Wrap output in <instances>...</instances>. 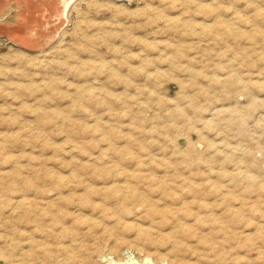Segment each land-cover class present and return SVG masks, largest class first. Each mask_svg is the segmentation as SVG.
<instances>
[{"label":"rangeland","instance_id":"obj_1","mask_svg":"<svg viewBox=\"0 0 264 264\" xmlns=\"http://www.w3.org/2000/svg\"><path fill=\"white\" fill-rule=\"evenodd\" d=\"M146 253L264 264V0H0V264Z\"/></svg>","mask_w":264,"mask_h":264},{"label":"bare ground","instance_id":"obj_2","mask_svg":"<svg viewBox=\"0 0 264 264\" xmlns=\"http://www.w3.org/2000/svg\"><path fill=\"white\" fill-rule=\"evenodd\" d=\"M193 187V186H192ZM223 192V191H222ZM231 194V193H230ZM196 195V194H195ZM227 195H229V194H227ZM240 195V194H239ZM232 196V195H231ZM249 196V195H248ZM228 197H230V196H228ZM247 197V196H246ZM221 198V197H220ZM219 198V199H220ZM249 203V202H248ZM188 204V203H187ZM218 205H219V203H218ZM257 205V204H256ZM250 206V205H249ZM190 208V207H189ZM232 208V207H231ZM235 208V207H234ZM151 209V208H150ZM250 209H252V208H250ZM208 210V209H207ZM238 210V209H237ZM240 210V209H239ZM258 210V209H257ZM150 211V210H149ZM161 211V210H160ZM192 212V211H191ZM240 212V211H239ZM193 213V212H192ZM236 214V213H235ZM214 215H216V214H214ZM225 215V214H224ZM238 215V214H237ZM253 216H254V214H253ZM204 217V216H203ZM218 217V216H217ZM211 218V217H210ZM216 218V217H215ZM220 218V217H219ZM198 219V218H197ZM200 220V219H199ZM214 220V219H213ZM230 221V220H229ZM202 222V221H201ZM220 222V221H219ZM196 223V222H195ZM221 223V222H220ZM252 223V222H251ZM227 226H229V225H227ZM226 226V227H227ZM234 226V225H233ZM223 227V226H222ZM258 227V226H257ZM248 235H250V234H248ZM230 236V235H229ZM247 236V235H246ZM144 255V254H143ZM150 256H152V255H150ZM149 256V254H147L146 253V257H145V264H153V263H159V262H166L164 259H159V258H154V259H152L151 257ZM156 256V255H155ZM125 257V256H124ZM134 257V256H133ZM141 257V256H140ZM128 258V257H127ZM132 258V257H131ZM135 259V258H134ZM129 260V259H128ZM127 260V261H128ZM143 260V259H142ZM126 261V262H127ZM133 261V260H132ZM136 261V260H135ZM119 262V261H118ZM140 262H142V261H140ZM170 262V261H169ZM114 263V262H113ZM123 263V262H122ZM128 263V262H127ZM134 263V262H133ZM138 263V262H137ZM168 263V262H167ZM180 263V262H179ZM110 264V263H109ZM124 264V263H123ZM139 264V263H138ZM169 264V263H168ZM171 264H173V263H171ZM175 264V263H174ZM184 264V263H183Z\"/></svg>","mask_w":264,"mask_h":264}]
</instances>
